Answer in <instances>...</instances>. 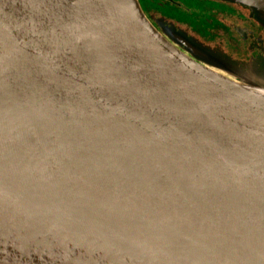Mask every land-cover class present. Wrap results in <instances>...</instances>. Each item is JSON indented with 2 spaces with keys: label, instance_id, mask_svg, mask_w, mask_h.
Instances as JSON below:
<instances>
[{
  "label": "water",
  "instance_id": "95a60500",
  "mask_svg": "<svg viewBox=\"0 0 264 264\" xmlns=\"http://www.w3.org/2000/svg\"><path fill=\"white\" fill-rule=\"evenodd\" d=\"M165 32L0 0V264H264V80Z\"/></svg>",
  "mask_w": 264,
  "mask_h": 264
},
{
  "label": "flooded vegetation",
  "instance_id": "af4514ba",
  "mask_svg": "<svg viewBox=\"0 0 264 264\" xmlns=\"http://www.w3.org/2000/svg\"><path fill=\"white\" fill-rule=\"evenodd\" d=\"M162 33L164 28L195 37L230 57L264 58V23L252 7L236 0H138Z\"/></svg>",
  "mask_w": 264,
  "mask_h": 264
},
{
  "label": "rangeland",
  "instance_id": "374dc122",
  "mask_svg": "<svg viewBox=\"0 0 264 264\" xmlns=\"http://www.w3.org/2000/svg\"><path fill=\"white\" fill-rule=\"evenodd\" d=\"M255 18L260 22L264 23V20L261 19L259 14L255 15ZM260 22V23H261ZM172 30V28H164V31H162V34L165 35L167 37V33L165 31H169ZM181 32V31H179ZM186 34V33H184ZM189 38L193 39L195 42L200 43V45L207 47L210 50H213L214 52H217V54H219L220 52L215 50L214 48L207 46L203 41H201L200 39L198 40L195 37L189 36L188 34H186ZM239 58V57H238ZM237 57L235 56H230L227 58L228 62L232 65H235L237 67H239V70H245L246 71V78H248L250 81H255V80H264V58L263 57H259L257 60H254V63L252 64V61L249 60L248 57H243L241 56V58L244 59V61L239 60ZM207 62H211L213 64H217L218 66L221 67H228L230 68V65H226V64H219V63H215L214 61L208 60V59H204ZM251 64L253 65L252 68L258 72V77L252 73L253 75L247 73V71L251 68Z\"/></svg>",
  "mask_w": 264,
  "mask_h": 264
}]
</instances>
